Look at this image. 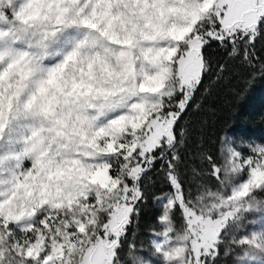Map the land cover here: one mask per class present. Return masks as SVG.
Returning a JSON list of instances; mask_svg holds the SVG:
<instances>
[{"label":"clouds","instance_id":"obj_1","mask_svg":"<svg viewBox=\"0 0 264 264\" xmlns=\"http://www.w3.org/2000/svg\"><path fill=\"white\" fill-rule=\"evenodd\" d=\"M204 7V0H0V210L52 215V208H67L65 214L89 224L90 197L104 207L120 196L118 185L109 187V169L125 183L121 144L138 142L132 122L143 126L157 107L168 106L177 84L174 71H165L176 61L166 57L171 49L177 57L187 50L185 40L175 39L182 30L192 29L187 39L205 30ZM243 173L210 171L218 186L204 185L189 201L204 217L224 221L219 240L226 253L254 251L264 264V190L237 197ZM182 220V229L170 220V240L187 233ZM155 242L162 247L154 243L152 258L130 243L116 264L132 256L139 257L133 264H155V257L169 264L172 246Z\"/></svg>","mask_w":264,"mask_h":264},{"label":"snow or ice","instance_id":"obj_2","mask_svg":"<svg viewBox=\"0 0 264 264\" xmlns=\"http://www.w3.org/2000/svg\"><path fill=\"white\" fill-rule=\"evenodd\" d=\"M204 3V11L207 12L205 30H197L191 39H187L185 33H191L192 29L182 30L175 39L185 40L187 50L177 57L178 49H171L166 57L176 61L174 69L165 71H174L177 84L167 93L168 106L157 107L150 122L143 123V126L139 122H132L131 127L136 129L138 142L127 146L123 142L121 144L119 151L123 154L119 160L121 164H128L125 183H120L116 172L109 169V187L118 185L120 196L104 207L90 197L89 208L92 211L85 210L89 224L83 222V216L73 219L72 214H65L67 208L65 213L52 208V215H48L47 211L32 209L16 213L0 210V264H116L119 243L144 199L143 177L157 164L172 189L161 197L164 203L159 216L163 224V231L159 235L163 237L164 244L172 246V254H168L169 264H179L181 259L185 264H208L210 259L215 260L219 255V237L224 221L215 215L204 217L193 209L189 201V193L185 191L179 171L182 157L178 146L182 138L177 135L178 122L191 106L202 77L209 71L204 49L211 42L221 47L231 45L230 54H238L239 46L244 45L243 59L250 62L249 49L264 34V0H204ZM140 120L143 121V116ZM125 134L130 138L133 136L131 130ZM230 151L231 155L223 167L215 164L212 157L207 158L211 172L222 175L225 168H230L235 174L247 170V179L236 192L237 197L247 196L250 191L264 190V146L258 145L252 149L254 160L242 157L240 152L233 149ZM238 159L239 164L236 162ZM119 170L118 166L117 172ZM107 190L106 187L104 191ZM177 211L186 218L187 233L170 240L169 237L174 235L170 220L174 219ZM98 216H102L103 220L99 222L100 227L93 230L92 225L97 223ZM154 243L157 249L162 247ZM240 243L246 244L245 241ZM185 244L187 248L183 246ZM254 247L260 249V245ZM131 259L137 258L132 256Z\"/></svg>","mask_w":264,"mask_h":264},{"label":"trees","instance_id":"obj_3","mask_svg":"<svg viewBox=\"0 0 264 264\" xmlns=\"http://www.w3.org/2000/svg\"><path fill=\"white\" fill-rule=\"evenodd\" d=\"M244 47L239 46L238 54H230L231 45L216 42L204 49L209 71L178 122L179 128L183 124L181 163L201 168L200 158L214 161L224 133L242 142L264 143V34L249 49L250 62L243 59ZM158 166H153L154 173Z\"/></svg>","mask_w":264,"mask_h":264},{"label":"rangeland","instance_id":"obj_4","mask_svg":"<svg viewBox=\"0 0 264 264\" xmlns=\"http://www.w3.org/2000/svg\"><path fill=\"white\" fill-rule=\"evenodd\" d=\"M54 62V61H49ZM183 124L178 127L177 134L179 138L182 137ZM264 146V143L255 142H242L233 138L232 135L227 134L225 139L220 140L219 152L216 159L213 161L217 165L225 166L227 160L231 155L230 149L240 151L245 156L253 154L252 149L256 146ZM202 158L200 161L203 163L201 168L195 166H187L183 163L180 164L179 171L181 179L184 184L185 191L189 193V199L192 196L198 195L204 190V185L212 188L213 190L218 186L214 177L210 176L211 165ZM28 163L27 161L25 162ZM162 163V162H161ZM247 170L239 177L236 183L246 179ZM142 190L144 191V199L137 207V214L133 217L132 223L129 225L126 235L122 237V247L119 249V254L123 259L125 253L129 251V244L135 246L134 251L139 252L144 257H150V253L153 250V245L156 240H163V237L159 235L163 231V224L159 221L158 217L161 215L162 204L164 201L161 199L164 194L170 193L171 189L164 179V174L158 166L157 173L150 171L142 180ZM143 212V213H142ZM43 213H41V216ZM175 226L178 229H182V214L177 211L174 217ZM251 228V225L249 226ZM247 230L239 233V235L246 234ZM224 233L220 236H223ZM229 238L226 237L225 241ZM223 251L218 255L214 264H237L240 260L238 257H245V264H257L260 260V256L254 251H243L239 247L236 248L237 252H240V256H235V253L231 250L226 253V242L221 243ZM147 249V251H141ZM135 257V256H134ZM139 259V257H136ZM152 258V257H150ZM155 264H161L160 258H153ZM127 264H133V259H129Z\"/></svg>","mask_w":264,"mask_h":264}]
</instances>
